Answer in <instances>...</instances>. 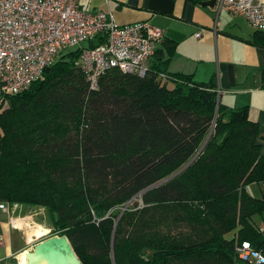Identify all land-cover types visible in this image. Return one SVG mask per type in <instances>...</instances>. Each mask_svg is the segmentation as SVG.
<instances>
[{
  "label": "trees",
  "instance_id": "trees-1",
  "mask_svg": "<svg viewBox=\"0 0 264 264\" xmlns=\"http://www.w3.org/2000/svg\"><path fill=\"white\" fill-rule=\"evenodd\" d=\"M103 40L0 93V200L45 208L80 264H246L236 244L264 248V188H246L264 181L248 107L223 105L213 81L169 74L159 57L143 76L111 69L89 91L76 62Z\"/></svg>",
  "mask_w": 264,
  "mask_h": 264
},
{
  "label": "built area",
  "instance_id": "built-area-1",
  "mask_svg": "<svg viewBox=\"0 0 264 264\" xmlns=\"http://www.w3.org/2000/svg\"><path fill=\"white\" fill-rule=\"evenodd\" d=\"M214 6L264 32V0H215ZM96 35L103 36V42L84 48L76 62L89 91L96 90L100 78L114 68L143 76L164 31L149 21L119 25L111 11L85 9L80 0H0V93L25 91L64 48ZM216 92L219 97L220 90ZM261 185L264 188V181ZM0 208L7 211V203L0 202ZM17 220L11 218L10 224L17 226ZM235 251L246 264H264V248L248 240L236 244Z\"/></svg>",
  "mask_w": 264,
  "mask_h": 264
},
{
  "label": "crops",
  "instance_id": "crops-1",
  "mask_svg": "<svg viewBox=\"0 0 264 264\" xmlns=\"http://www.w3.org/2000/svg\"><path fill=\"white\" fill-rule=\"evenodd\" d=\"M206 1L80 0V5L111 11L119 25L149 21L162 28L164 37L151 59L159 57L169 74L189 75L195 82L213 81L223 105L247 106L249 118L258 123L264 154V45L254 42L258 30L245 18L217 11ZM4 203L8 210L0 208V264H15L45 234L38 237L22 226L13 227L10 219H23L24 208Z\"/></svg>",
  "mask_w": 264,
  "mask_h": 264
},
{
  "label": "water",
  "instance_id": "water-1",
  "mask_svg": "<svg viewBox=\"0 0 264 264\" xmlns=\"http://www.w3.org/2000/svg\"><path fill=\"white\" fill-rule=\"evenodd\" d=\"M215 5V0L206 1ZM26 264H80L74 249L65 235H51L25 251Z\"/></svg>",
  "mask_w": 264,
  "mask_h": 264
},
{
  "label": "rangeland",
  "instance_id": "rangeland-1",
  "mask_svg": "<svg viewBox=\"0 0 264 264\" xmlns=\"http://www.w3.org/2000/svg\"><path fill=\"white\" fill-rule=\"evenodd\" d=\"M88 42H82L81 45H88ZM78 46V45H76ZM76 46H72V47H66L64 48L62 51L67 52L70 50H73L76 48ZM167 85L168 87L172 86V82L171 81H167ZM2 97L0 96V101H1ZM8 107V102L7 100H4L2 105L0 106V111L4 108ZM247 191L256 198H260L261 197V188L262 185L260 183H249L246 186ZM130 204V202H128L126 204V206H128ZM24 208V214H23V219H19L16 224L17 226H22L23 229L26 228V230H28V232H34V234H37L36 236H41L43 234H45L42 237H39L37 240L43 238V237H48L52 234L51 230V221L49 218V214L47 213L45 208H41L39 209L38 207H32V206H28V205H22ZM27 223V224H26ZM256 225H258L260 227V230H262V233L264 235V224L263 222L259 220H256ZM33 226L35 228V230L33 231ZM57 235V234H55ZM227 238H230L232 236V232H228L225 235ZM19 259V257H18ZM16 261H18L16 259Z\"/></svg>",
  "mask_w": 264,
  "mask_h": 264
},
{
  "label": "bare ground",
  "instance_id": "bare-ground-1",
  "mask_svg": "<svg viewBox=\"0 0 264 264\" xmlns=\"http://www.w3.org/2000/svg\"><path fill=\"white\" fill-rule=\"evenodd\" d=\"M16 264H26L25 251L23 253H21L19 260Z\"/></svg>",
  "mask_w": 264,
  "mask_h": 264
}]
</instances>
